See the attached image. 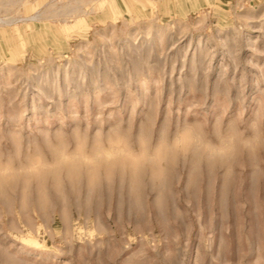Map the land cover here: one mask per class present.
Instances as JSON below:
<instances>
[{
    "label": "rangeland",
    "instance_id": "374dc122",
    "mask_svg": "<svg viewBox=\"0 0 264 264\" xmlns=\"http://www.w3.org/2000/svg\"><path fill=\"white\" fill-rule=\"evenodd\" d=\"M0 264H264V0H0Z\"/></svg>",
    "mask_w": 264,
    "mask_h": 264
}]
</instances>
